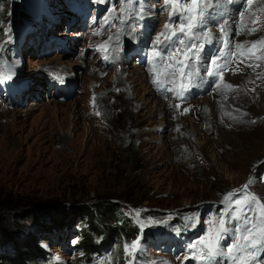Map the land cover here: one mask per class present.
Returning <instances> with one entry per match:
<instances>
[{
	"label": "rangeland",
	"instance_id": "374dc122",
	"mask_svg": "<svg viewBox=\"0 0 264 264\" xmlns=\"http://www.w3.org/2000/svg\"><path fill=\"white\" fill-rule=\"evenodd\" d=\"M143 4L144 19L134 26L137 21L126 15L125 23L118 19L120 0H0V74L12 77L0 79L10 88L0 86V198L20 203L9 216L7 238L0 234V253L4 244L30 242L26 237L32 233L38 235L41 250L52 254V264H77V253L44 241L40 231L63 232L66 227L70 239L83 209L117 203L140 229L142 250L136 264H202L184 257L206 233L208 221L226 210L224 195L251 180L249 191L264 199V116L259 120L256 115L258 105L264 106V45L256 44L264 38V0H211L205 30L221 41L211 36L204 44L200 59L189 69L198 71L192 78L193 97L187 92L179 99L166 91H179V84L164 75L167 64L157 67L161 79H167L163 85L154 83L150 71L153 41L169 22L163 0ZM98 5L104 10L99 12ZM105 17L115 26L105 25L94 35ZM138 26L141 31L131 32ZM144 33L149 37L140 42ZM241 45L251 55L240 56ZM111 49L115 56L108 62L104 57ZM126 50L132 52L123 63ZM141 56L145 63L138 65ZM217 57L218 64L228 61L222 79L207 75V70H216L212 61ZM61 58L77 76L63 96L52 94L53 87L41 80L47 66L43 62ZM115 62L117 67L112 66ZM55 75L46 73L47 81L50 77L65 84ZM225 84L238 87L226 89ZM248 91L256 102L251 103ZM65 105H70L69 114H63L60 106ZM90 105L92 116L79 118ZM71 113L81 137L70 146L58 135L60 119L71 122ZM52 125L58 135L42 137ZM102 127H108L107 142L114 144L112 162L102 151L90 155L86 148L88 129ZM141 133L149 141L141 142ZM258 144L261 149H256ZM85 157L92 158L91 165L99 160L91 172L84 167ZM135 210H141V222L151 217L161 223L141 230ZM229 242L230 237L223 244ZM123 246L96 264H126ZM220 258L219 264H231ZM254 264H264V259Z\"/></svg>",
	"mask_w": 264,
	"mask_h": 264
},
{
	"label": "snow or ice",
	"instance_id": "6c2138e0",
	"mask_svg": "<svg viewBox=\"0 0 264 264\" xmlns=\"http://www.w3.org/2000/svg\"><path fill=\"white\" fill-rule=\"evenodd\" d=\"M247 2L251 4L252 0ZM120 3L121 16L118 19L121 23L126 22L125 15L128 19H135L137 22L144 19L146 13L143 0H120ZM210 6L211 0H163L162 11L167 13L169 22L164 24L153 41V47L150 50L152 64L150 71L154 74V83L163 85L167 79H161L157 67L167 64L164 75L166 78L170 77L172 82L179 84V91L175 87L167 88L166 91L174 92L178 99L181 98L182 93H187L196 86L192 83V78L198 76V71H189V69L193 68L195 62L200 59L204 44L210 42L211 33L205 30L207 9ZM115 11L116 9H110V13ZM105 25L115 26L111 24L108 17H105L101 31L94 32V35H100ZM136 31L135 27L131 29L133 33ZM108 39L110 41L112 37ZM118 40L119 35H117ZM104 43L107 44V41ZM256 44L264 45V38ZM239 47L241 48L240 56H244L246 52L251 55L250 49L246 50L242 45ZM102 50L107 51V48ZM257 58L261 59V57ZM104 59L107 60L108 56L105 55ZM219 59L221 58L217 57L212 61L217 67L215 71L207 70L208 76H220L222 79L223 71L228 67V61L225 60L221 65L217 63ZM168 61L172 63H167ZM246 67L253 66L249 64ZM11 78V75L0 74L2 80ZM235 87L238 86L224 85L226 89ZM251 183L252 181L249 180L239 189H233L224 195L222 203L227 206L226 210L208 221L209 227L206 233L189 246L192 251L190 256H185L184 259H196L202 264H219L220 257L230 260L231 264H254L258 259H264V255L257 256V253L264 254V199L249 191ZM135 216L141 230L146 225L161 223L151 217L141 222V210H135ZM188 219L192 221L195 218ZM232 221H235V225L231 223ZM189 226L192 225L189 224ZM229 237L230 242L224 245L223 242L229 240ZM123 247L127 257L126 264H136L137 254L142 250L140 237L126 243Z\"/></svg>",
	"mask_w": 264,
	"mask_h": 264
},
{
	"label": "trees",
	"instance_id": "16d2710c",
	"mask_svg": "<svg viewBox=\"0 0 264 264\" xmlns=\"http://www.w3.org/2000/svg\"><path fill=\"white\" fill-rule=\"evenodd\" d=\"M19 204L18 201L0 198V234L3 239L7 238L9 216ZM82 214L77 224L71 227L73 233L70 239L65 237L66 227L63 232L39 233L44 241H56L61 247L66 245V248L77 253V264H96L105 254L116 253L126 242L130 243L140 236L138 226L131 222V218L122 212L117 203L97 205L91 210L83 209ZM117 222L118 227L115 226ZM37 238L38 235L31 233L26 237L30 242L4 244L0 264H21L23 260H30L32 264H52V254L41 250Z\"/></svg>",
	"mask_w": 264,
	"mask_h": 264
},
{
	"label": "bare ground",
	"instance_id": "6f19581e",
	"mask_svg": "<svg viewBox=\"0 0 264 264\" xmlns=\"http://www.w3.org/2000/svg\"><path fill=\"white\" fill-rule=\"evenodd\" d=\"M235 1L236 2H240L241 0H235ZM230 3H231V1H230ZM84 4H85L86 7L89 5V3H87V2H84ZM155 15L156 14H151L149 16L153 18ZM132 25L136 26V25H139V24H138V22L134 21ZM130 27L131 26L129 25L127 27V29H130ZM136 29H137V31H141L142 30L141 27H139V26ZM227 29H228V26H227ZM73 35L77 36L78 34H73ZM45 36L46 35H44V37ZM144 36H145V38L142 39V40L140 39V42H143V40L145 41V39H148V37H149V35L147 33H144ZM211 36L213 37V41H215V42L221 41L220 38H217L213 34H211ZM68 50H69V47H68ZM68 50H67V48L63 49V51L67 52V53L70 52ZM131 52L132 51L126 50L125 53H123V59H122L123 63H125V59L126 58L129 59V56L131 55ZM114 56H115L114 55V49H111L110 54L108 55V57H109L108 62H110ZM117 58H118V55H117ZM140 60H142L141 57H138V59H137L138 65H140V63H139V62H141ZM43 63L45 65H47V66L45 68V70H46L45 71V76L43 77V79H41L42 83L45 84V85H47V83H49L50 88L53 87L52 90H51L52 94L54 93V95H60V96L65 95L63 89H65V88L68 89V87L70 86V82H74V79L77 77L76 74H72V73H70V72H68L66 70L67 60H62V58H61L60 60H53L51 62H43ZM141 64H143V63H141ZM112 66L113 67H115V66L117 67L118 66L117 62H115ZM49 71L50 72H52V71L56 72L57 75H55V76H61L62 79H60L59 81L62 82V83H65V84L58 83V82H56V79L50 78V77H49V79L47 81L46 73H48ZM72 71L74 72V70H72ZM125 71H123V72H125ZM85 78L86 77H84L83 79H85ZM243 83H244L243 84L244 85V89L248 90L249 83L246 82V81H244ZM79 85H80V83H75L74 87H77ZM199 85H202V87L200 89H203L204 88L203 86L206 85V83L202 79V81L199 83ZM50 88H48V89H50ZM76 93H77V91L74 94H76ZM247 93L249 94L251 103L256 102L255 96L252 95V93H250V91H248ZM15 99L19 100V98H13V100H15ZM34 104H37V103H34ZM60 107H61V109H63V114H64V112H67L68 114L70 113V105H67V107H66V105L65 106H60ZM91 107H92V105H90L89 108L84 113H82V114L79 113L78 117L79 118H81L83 116L91 117L92 115L88 111ZM256 115L258 116L259 120L262 119V117L264 116V106L260 107L258 105ZM70 118L72 119L71 122H67V120L65 118H61L60 119L59 128H60L61 132H60L59 135L57 133L56 126L52 125L51 128L48 131H44L43 134H41L42 137L47 136L48 134L58 135L59 136V140L61 141L62 144L66 143L67 145H70V146L71 145H75L77 143L78 139H80L81 134L77 133L78 126H77V123L75 122V119H76L75 114L71 113ZM94 123H97V121H94ZM68 124H70V125L68 126ZM261 126H262V128L264 130V122H262V121H261ZM107 130H108V127H102L101 130H97V129H93V128L92 129H88V134H87V139H86V148H87L88 152L90 153V155L96 154V152L100 153L102 151L104 153L105 160H108V161L112 162L113 161L112 155H113V151H114V147H113L114 144L111 145V143L107 142V139H108V137L106 135V131ZM192 131L194 133L195 128H192ZM144 134L145 133H141L140 134L141 142L149 141V139L145 138ZM94 140H97V141H96V144L92 147V142H94ZM255 146H256V144H255ZM256 149H261V145L258 144ZM84 160L86 162L84 167H85V169L90 168V170H89L90 172L92 171V168H95L97 166V163L99 161V160H97V163L91 165L92 164V158L85 157ZM79 169H81L80 165H79ZM223 259H224V257H223Z\"/></svg>",
	"mask_w": 264,
	"mask_h": 264
}]
</instances>
